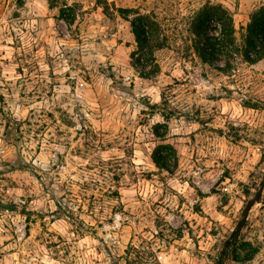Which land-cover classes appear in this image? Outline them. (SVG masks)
<instances>
[{
	"label": "rangeland",
	"instance_id": "obj_1",
	"mask_svg": "<svg viewBox=\"0 0 264 264\" xmlns=\"http://www.w3.org/2000/svg\"><path fill=\"white\" fill-rule=\"evenodd\" d=\"M208 2L232 11L239 40L264 5L0 0V170L19 153L30 163L0 173V264H126L142 240L159 264H219L227 242L221 264H264V189L235 237L264 180V59L224 72L194 54L187 19ZM117 7L162 23L157 73L133 64L137 43ZM3 112L30 122L20 142L6 139ZM156 123L178 152L172 172L152 159ZM112 172L119 201L93 189ZM66 185L92 228L55 213Z\"/></svg>",
	"mask_w": 264,
	"mask_h": 264
},
{
	"label": "trees",
	"instance_id": "obj_2",
	"mask_svg": "<svg viewBox=\"0 0 264 264\" xmlns=\"http://www.w3.org/2000/svg\"><path fill=\"white\" fill-rule=\"evenodd\" d=\"M116 10L119 16L129 21L132 26V32L137 43V49L132 53L133 64L136 67L146 69L154 63L150 71L157 73L160 68L156 62L155 51L166 46L169 39V35L165 32L157 15L142 13L136 8L117 7ZM242 29L244 32L241 34V40H239L234 15L229 8L221 3L208 2L187 19V39L191 42L190 46L194 54L205 64L212 65L215 62H220V65L216 67L224 72H231L236 69L237 58L249 64H255L264 59V5L252 14L251 22ZM0 101L4 103L3 96H0ZM3 114L6 117L4 132L6 139L20 142L26 134L25 124H30V122L14 118L6 112ZM163 126L164 124L156 123L153 127V133L159 142L153 150L152 159L159 168L172 172L178 166L179 157L176 147L165 142L167 131L161 130ZM2 164L4 167L0 173L30 168L29 161L25 160L21 153L18 154L14 162L3 161ZM112 173L111 175L108 173L104 175V185H108L107 188L104 185L96 184L99 181L95 180V184L100 188L93 187V189H99L102 191L101 194H106L108 197L119 201L120 192L113 189L112 184L115 183L117 176L115 172ZM63 187L64 195L61 200L56 202L55 213L69 217L77 226L85 225L92 228L93 225L86 223L78 214V212H84V203L72 200L73 189L67 185ZM88 209L91 211L90 215L97 222L99 221L98 223H101L106 217L103 216V207L100 210L101 214H97L98 208L95 202L89 203ZM79 232L83 233V230H79ZM229 245L227 242L222 250V258L219 260V264L222 263L223 257L227 254ZM157 250L150 241L142 240L138 244L131 242L122 257L126 264H153V261L159 264Z\"/></svg>",
	"mask_w": 264,
	"mask_h": 264
},
{
	"label": "water",
	"instance_id": "obj_3",
	"mask_svg": "<svg viewBox=\"0 0 264 264\" xmlns=\"http://www.w3.org/2000/svg\"><path fill=\"white\" fill-rule=\"evenodd\" d=\"M263 189H264V180L262 182V185L257 193V195L252 198L251 200L248 201L246 207H245V212H244V216L238 226V228L236 229V235H238L239 231L241 230V228L243 227L245 221L247 220V217H248V214L250 212V209L252 207V205L255 203V202H258L259 199L262 197V194H263Z\"/></svg>",
	"mask_w": 264,
	"mask_h": 264
}]
</instances>
